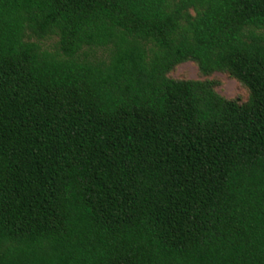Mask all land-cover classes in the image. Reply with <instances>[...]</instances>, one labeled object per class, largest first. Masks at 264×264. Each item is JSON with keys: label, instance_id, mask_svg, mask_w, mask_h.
Segmentation results:
<instances>
[{"label": "trees", "instance_id": "trees-1", "mask_svg": "<svg viewBox=\"0 0 264 264\" xmlns=\"http://www.w3.org/2000/svg\"><path fill=\"white\" fill-rule=\"evenodd\" d=\"M0 264H264V0H0Z\"/></svg>", "mask_w": 264, "mask_h": 264}, {"label": "rangeland", "instance_id": "rangeland-1", "mask_svg": "<svg viewBox=\"0 0 264 264\" xmlns=\"http://www.w3.org/2000/svg\"><path fill=\"white\" fill-rule=\"evenodd\" d=\"M55 41V38H49L44 41V44L46 47L51 48ZM169 76L175 79H211L217 82L216 91L226 98H236L240 102H244L248 97L247 90L229 75L218 71L203 75L193 61H186L177 65Z\"/></svg>", "mask_w": 264, "mask_h": 264}]
</instances>
